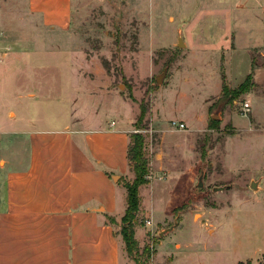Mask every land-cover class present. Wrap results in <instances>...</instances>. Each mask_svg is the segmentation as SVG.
Wrapping results in <instances>:
<instances>
[{
  "label": "rangeland",
  "instance_id": "1",
  "mask_svg": "<svg viewBox=\"0 0 264 264\" xmlns=\"http://www.w3.org/2000/svg\"><path fill=\"white\" fill-rule=\"evenodd\" d=\"M63 48V60L74 56L94 71L102 68L123 98L63 84L76 97L77 118L102 126L118 121L144 139L150 183L139 191V254L126 251L128 259L264 264V0H72ZM6 56L8 50L0 51L1 60ZM84 67L80 72H90ZM141 103L147 113L138 126ZM128 147L129 141L118 166L123 191L134 179ZM114 225L121 231V220Z\"/></svg>",
  "mask_w": 264,
  "mask_h": 264
},
{
  "label": "crops",
  "instance_id": "2",
  "mask_svg": "<svg viewBox=\"0 0 264 264\" xmlns=\"http://www.w3.org/2000/svg\"><path fill=\"white\" fill-rule=\"evenodd\" d=\"M71 19L72 0H0V264H135L110 222L126 210L118 166L132 127L77 118L63 84L123 98L102 68L96 82L63 60Z\"/></svg>",
  "mask_w": 264,
  "mask_h": 264
},
{
  "label": "trees",
  "instance_id": "3",
  "mask_svg": "<svg viewBox=\"0 0 264 264\" xmlns=\"http://www.w3.org/2000/svg\"><path fill=\"white\" fill-rule=\"evenodd\" d=\"M251 80V76L247 78L245 84L241 86L243 89L248 81ZM223 93H228L227 87L223 86ZM140 114L137 119L136 125L140 126L145 120L147 113L146 107L143 103L140 104ZM137 126V127H138ZM144 139L140 134H134L130 136L129 147L127 152V158L129 162V168L134 174V179L131 183H127L125 188L127 190L126 197V210L125 214L121 219V231L120 234L125 244L127 253L130 256H138L139 245L136 239V215L140 210V188L147 186L149 182V163L143 153ZM114 218L110 219V222L114 224ZM143 255L150 259L149 249L145 248ZM137 264L138 261L134 260Z\"/></svg>",
  "mask_w": 264,
  "mask_h": 264
},
{
  "label": "water",
  "instance_id": "4",
  "mask_svg": "<svg viewBox=\"0 0 264 264\" xmlns=\"http://www.w3.org/2000/svg\"><path fill=\"white\" fill-rule=\"evenodd\" d=\"M179 46H180V47L183 46L182 42H180ZM164 76H165V74H163V75L157 77V79H156L157 84H160V83L162 82ZM213 119H214V120H217L218 117H217V116H213ZM203 179H204V173H202V175H201V177H200V179H199V184H198V187H199V188H202V187L204 186ZM251 187H252L254 190H258V183L253 182L252 185H251ZM221 190H224V188H215V189H214V191H221ZM176 227H177V222H175L173 226H171V227L167 228L166 230L160 232L159 237H160V238H163L166 234L172 232Z\"/></svg>",
  "mask_w": 264,
  "mask_h": 264
},
{
  "label": "built area",
  "instance_id": "5",
  "mask_svg": "<svg viewBox=\"0 0 264 264\" xmlns=\"http://www.w3.org/2000/svg\"><path fill=\"white\" fill-rule=\"evenodd\" d=\"M241 105H242L241 111L244 114L248 113L250 110V104L246 102V103H242ZM172 125H174L179 130H184L186 127L184 123H180V122H173Z\"/></svg>",
  "mask_w": 264,
  "mask_h": 264
}]
</instances>
